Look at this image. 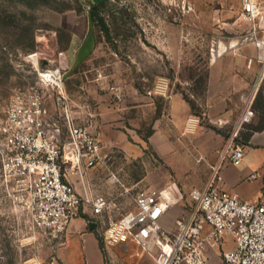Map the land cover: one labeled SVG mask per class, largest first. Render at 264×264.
I'll list each match as a JSON object with an SVG mask.
<instances>
[{
	"label": "rangeland",
	"instance_id": "rangeland-1",
	"mask_svg": "<svg viewBox=\"0 0 264 264\" xmlns=\"http://www.w3.org/2000/svg\"><path fill=\"white\" fill-rule=\"evenodd\" d=\"M101 1L0 0V126L14 95L40 88L39 70L66 62L71 105L94 120L105 157L84 170V178L73 175L79 192L128 190L125 212L134 207L137 191L172 186L183 197L166 216L173 229L189 212L190 191L215 173L218 151L249 103L256 116L235 142L264 147V129L255 130L264 123V69L250 39L255 23L245 17L243 0H106L92 23L90 11ZM250 49L255 55L247 54ZM172 95L190 106L182 127L170 115ZM49 100L52 117L61 119ZM152 135L186 155L166 164L148 139ZM197 144L206 149L199 152ZM195 176L202 186L193 184ZM17 197L0 179V264H58L56 244L33 225ZM81 212L92 216L88 206ZM103 227L96 231L101 239ZM102 244L109 264L112 246ZM131 247L135 260L154 264ZM219 251L206 263L224 264Z\"/></svg>",
	"mask_w": 264,
	"mask_h": 264
},
{
	"label": "built area",
	"instance_id": "built-area-1",
	"mask_svg": "<svg viewBox=\"0 0 264 264\" xmlns=\"http://www.w3.org/2000/svg\"><path fill=\"white\" fill-rule=\"evenodd\" d=\"M243 12L255 23L250 39L264 69V31L260 34L256 22L261 6L257 0H243ZM66 70L62 65L39 70L40 88L14 95L0 126L2 185L9 195L18 196L33 225L56 248L85 205L97 226L104 225L102 239L107 246H137L154 264H205L209 251L223 248L228 238L234 247L223 251L224 264H264V192L256 201H243L237 193L215 186L225 164L240 167L244 163L246 149L235 137L256 116L251 103L219 149L212 166L215 173L203 188L190 191L189 212L172 229L166 225V216L183 198L174 195L172 186L137 191L132 195L134 207L125 212L128 190L107 195L79 192L73 175L84 178V170L102 165L105 157L94 120L71 105L64 85ZM51 72L53 78H48L45 74ZM49 99L61 119L52 117ZM261 176L264 172L254 171L249 179Z\"/></svg>",
	"mask_w": 264,
	"mask_h": 264
},
{
	"label": "crops",
	"instance_id": "crops-1",
	"mask_svg": "<svg viewBox=\"0 0 264 264\" xmlns=\"http://www.w3.org/2000/svg\"><path fill=\"white\" fill-rule=\"evenodd\" d=\"M257 1L262 9V15L258 18L257 23L261 28H264V0ZM254 48L256 49V47ZM248 53L250 55H255L253 50L250 52L247 51V54ZM189 114L190 106L188 103L178 95H172L170 97V115L172 116V121L182 127ZM154 135L150 136L149 139L156 153L162 158L163 162L168 164L177 161L176 157H180L182 153L180 152L181 150H179V147L174 143L166 141L159 142L155 139ZM255 137L256 134L253 135V138ZM195 148L199 152L206 149L203 148L201 144L195 145ZM209 152L210 150L208 153ZM182 154L186 155L185 153ZM228 165L229 164L220 169L215 186L218 189L237 193L243 201L258 200L264 192V177L261 176L257 180H251L249 179V175L254 171H260L261 173L264 172V147H249L246 149L244 163L242 166L237 167L240 169H236L238 170L237 175H232L233 168L235 167ZM193 166L194 169L197 168L196 163H194ZM197 178L198 176L194 177L195 181L193 184H198V187H200L204 183L201 184ZM166 225L171 226V220L166 219ZM97 227V223L92 216L80 212V214L70 223L63 241L58 245L56 250L58 264H107L104 256V248L100 247V242L96 235ZM233 247L234 243L232 239L228 238L227 244L222 250H228ZM108 248L110 256L109 264H126V261H130L128 263L141 264V261L135 260V257L130 253L132 250L131 246ZM118 249H120V251ZM219 252V249L210 250L208 258H212ZM118 253L127 256L129 259L127 258L124 261L122 258L118 257ZM144 255L147 256L146 254ZM147 258L149 257L147 256Z\"/></svg>",
	"mask_w": 264,
	"mask_h": 264
},
{
	"label": "trees",
	"instance_id": "trees-1",
	"mask_svg": "<svg viewBox=\"0 0 264 264\" xmlns=\"http://www.w3.org/2000/svg\"><path fill=\"white\" fill-rule=\"evenodd\" d=\"M105 1H106V0H103V1H101V3H97V4L95 5V7L91 9V11H90V20L92 21V23H94V22L96 21L97 17L99 16V12H98V8H99V6H100L101 4H103V3H105ZM102 20H103V19H102ZM263 129H264V123H262V124L260 123V125H258V126L255 127V130H256V131L263 130ZM148 139H149V138H148ZM148 139H147V140H148ZM96 235H97V238H98V240H99V242H100V247L103 248V244H102V239H101V237L98 235V233H96Z\"/></svg>",
	"mask_w": 264,
	"mask_h": 264
},
{
	"label": "bare ground",
	"instance_id": "bare-ground-1",
	"mask_svg": "<svg viewBox=\"0 0 264 264\" xmlns=\"http://www.w3.org/2000/svg\"><path fill=\"white\" fill-rule=\"evenodd\" d=\"M235 43V42H234ZM65 61H62V63H64ZM63 67H66L67 66V64H66V62H65V64H63L62 65ZM48 78H53V75H54V73L53 72H51V73H46L45 74Z\"/></svg>",
	"mask_w": 264,
	"mask_h": 264
},
{
	"label": "water",
	"instance_id": "water-1",
	"mask_svg": "<svg viewBox=\"0 0 264 264\" xmlns=\"http://www.w3.org/2000/svg\"><path fill=\"white\" fill-rule=\"evenodd\" d=\"M91 4H92V6H94V3L93 2Z\"/></svg>",
	"mask_w": 264,
	"mask_h": 264
}]
</instances>
